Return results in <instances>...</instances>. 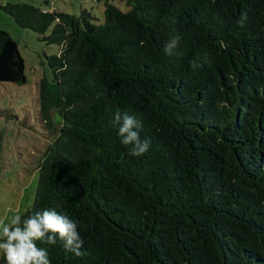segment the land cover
<instances>
[{"label": "trees", "instance_id": "1", "mask_svg": "<svg viewBox=\"0 0 264 264\" xmlns=\"http://www.w3.org/2000/svg\"><path fill=\"white\" fill-rule=\"evenodd\" d=\"M125 1L105 0L102 23L2 6L60 46L40 113L50 124L57 109L61 123L19 215L55 209L78 223L83 257L37 241L52 264H264V0ZM0 82H26L2 29ZM117 111L142 121L144 156L109 125Z\"/></svg>", "mask_w": 264, "mask_h": 264}, {"label": "rangeland", "instance_id": "2", "mask_svg": "<svg viewBox=\"0 0 264 264\" xmlns=\"http://www.w3.org/2000/svg\"><path fill=\"white\" fill-rule=\"evenodd\" d=\"M110 1L122 11L129 8L125 0ZM7 3H27L72 16L87 11L96 23H102L105 0H0V29L17 42L26 75L22 84L0 82V219L9 223L33 203L39 165L58 133L61 117L57 109H52L47 124L40 113L41 81L54 88L46 56L58 55L60 46L17 24L2 9Z\"/></svg>", "mask_w": 264, "mask_h": 264}, {"label": "clouds", "instance_id": "3", "mask_svg": "<svg viewBox=\"0 0 264 264\" xmlns=\"http://www.w3.org/2000/svg\"><path fill=\"white\" fill-rule=\"evenodd\" d=\"M246 19V14H243L238 23L243 25ZM181 39L179 33L172 34L165 52L172 54L180 46ZM190 66L193 69L200 67L196 61H191ZM109 125L118 128L120 142L131 146L130 154L133 157H141L148 152L151 139H141V120L127 112L117 111ZM57 238L63 242L66 251L76 257L84 256L82 249L85 242L78 230V223L67 214L45 209L26 218L16 215L9 223L0 219V252L4 255L5 264H52L47 249L38 247L37 241L55 245Z\"/></svg>", "mask_w": 264, "mask_h": 264}]
</instances>
